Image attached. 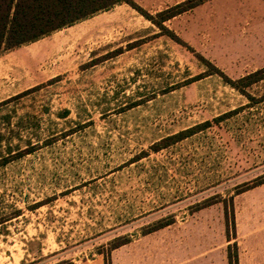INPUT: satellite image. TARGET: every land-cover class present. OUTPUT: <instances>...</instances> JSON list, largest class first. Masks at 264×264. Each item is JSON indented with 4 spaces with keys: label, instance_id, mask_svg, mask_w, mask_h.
I'll return each instance as SVG.
<instances>
[{
    "label": "rangeland",
    "instance_id": "1",
    "mask_svg": "<svg viewBox=\"0 0 264 264\" xmlns=\"http://www.w3.org/2000/svg\"><path fill=\"white\" fill-rule=\"evenodd\" d=\"M134 1L156 16L187 0ZM164 25L181 41L122 4L0 55V264H105L119 237L112 264L221 263L232 197L254 232L259 193L236 194L264 179V81L251 100L202 58L234 80L264 68V0Z\"/></svg>",
    "mask_w": 264,
    "mask_h": 264
},
{
    "label": "trees",
    "instance_id": "2",
    "mask_svg": "<svg viewBox=\"0 0 264 264\" xmlns=\"http://www.w3.org/2000/svg\"><path fill=\"white\" fill-rule=\"evenodd\" d=\"M208 0H187L175 6L169 7L153 16L141 8L134 0H0V55L4 52L37 42L52 33L71 27L76 23L85 21L94 15L110 11L118 5L128 4L148 20L156 24L162 31L166 32L176 41H181L173 34L164 23L172 18L192 10ZM208 63L211 70L208 74L220 75L225 83L249 99H254L247 91L253 85L264 81V68L249 73L236 80L227 76L211 62ZM67 110L65 114H68ZM208 124V123H207ZM206 127V125L202 126ZM182 132L171 138L165 139L156 146V151L161 147H168L171 143L183 139L193 132ZM264 184V179H257L252 185H245L238 190L236 195L249 191ZM225 203L226 232L228 241L236 238V219L234 197L230 199V205ZM215 204L211 200L205 201L197 206L196 210L210 207ZM173 224L171 220H161L144 230V235L151 234ZM131 240L127 237H119L111 242V247L105 255V264H112V251L118 249ZM234 249V251H233ZM229 264H239L238 244L234 242L228 246ZM60 264H73L62 262Z\"/></svg>",
    "mask_w": 264,
    "mask_h": 264
},
{
    "label": "crops",
    "instance_id": "3",
    "mask_svg": "<svg viewBox=\"0 0 264 264\" xmlns=\"http://www.w3.org/2000/svg\"><path fill=\"white\" fill-rule=\"evenodd\" d=\"M259 193L257 197V226L254 232H245L242 227L243 221L235 212L236 219V238L233 239L234 242L238 244L239 251V264H264V184L255 188ZM255 236V250H248L246 247L242 246V240L248 238L249 236ZM228 240V239H227ZM239 240V242H238ZM230 245V244H229ZM190 260H195V258L200 257V251L198 249H191L186 253ZM223 260L221 263L216 262V264H229V258L223 252Z\"/></svg>",
    "mask_w": 264,
    "mask_h": 264
}]
</instances>
